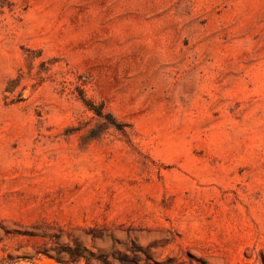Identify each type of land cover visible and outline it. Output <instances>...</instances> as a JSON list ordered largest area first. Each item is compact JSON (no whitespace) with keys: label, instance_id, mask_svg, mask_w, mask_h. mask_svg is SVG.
Segmentation results:
<instances>
[{"label":"rangeland","instance_id":"374dc122","mask_svg":"<svg viewBox=\"0 0 264 264\" xmlns=\"http://www.w3.org/2000/svg\"><path fill=\"white\" fill-rule=\"evenodd\" d=\"M0 264H264V0H0Z\"/></svg>","mask_w":264,"mask_h":264},{"label":"trees","instance_id":"16d2710c","mask_svg":"<svg viewBox=\"0 0 264 264\" xmlns=\"http://www.w3.org/2000/svg\"><path fill=\"white\" fill-rule=\"evenodd\" d=\"M96 110V109H95ZM99 116H103L102 112L97 111ZM31 236H35L31 234ZM79 247V246H77ZM78 250L74 249H64V250H56V255H50V257L54 258L59 263H77L84 258V255Z\"/></svg>","mask_w":264,"mask_h":264}]
</instances>
